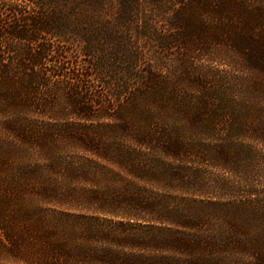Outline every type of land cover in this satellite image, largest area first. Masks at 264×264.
Listing matches in <instances>:
<instances>
[{
    "label": "trees",
    "instance_id": "trees-1",
    "mask_svg": "<svg viewBox=\"0 0 264 264\" xmlns=\"http://www.w3.org/2000/svg\"><path fill=\"white\" fill-rule=\"evenodd\" d=\"M0 129V264H264V0H0Z\"/></svg>",
    "mask_w": 264,
    "mask_h": 264
},
{
    "label": "rangeland",
    "instance_id": "rangeland-1",
    "mask_svg": "<svg viewBox=\"0 0 264 264\" xmlns=\"http://www.w3.org/2000/svg\"><path fill=\"white\" fill-rule=\"evenodd\" d=\"M80 42H75V44L73 45V50L71 51L73 54L72 55V58H75V55H78L79 54V51H80ZM164 55H166V57H169L168 54H166L165 52H163ZM169 53V52H168ZM75 54V55H74ZM83 61V60H82ZM205 63H207L206 61L204 62H201L200 65L199 63L197 64V67L201 68L202 67V64L203 66H205ZM209 66V75L212 79H227V78H230L234 75H236L237 71H236V67L234 66H228V65H225L223 62L221 61H213V62H209L207 64ZM178 81H181L182 80H178ZM97 91L98 92H102L103 89L101 86L97 87ZM4 135V131L0 129V144L2 145V143H4L2 137ZM21 157L23 155L19 154Z\"/></svg>",
    "mask_w": 264,
    "mask_h": 264
}]
</instances>
